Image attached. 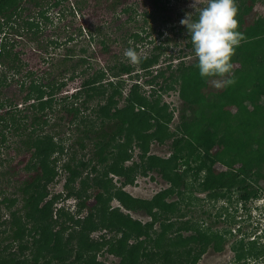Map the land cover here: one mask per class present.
<instances>
[{
    "label": "rangeland",
    "instance_id": "374dc122",
    "mask_svg": "<svg viewBox=\"0 0 264 264\" xmlns=\"http://www.w3.org/2000/svg\"><path fill=\"white\" fill-rule=\"evenodd\" d=\"M164 1H167V7L145 23L142 16H139L137 21L125 22L128 15L122 8L126 3H131L138 8V12L143 9L150 11L155 7L154 0H125L117 7L110 6L111 0H65L61 5L48 9V21L44 17L40 18V26L35 27V39H28V34L17 35L10 28L0 36V39L15 43L14 49L20 51L28 63L24 71L31 69L40 77H60V71L65 67L62 60L67 53V47L72 48L77 55L81 47L90 48L87 55L90 53L93 56V65L97 68L111 57L113 61L115 55L122 54L126 49L124 40L119 43L111 42L110 52L104 53L99 40L90 41V30L102 26L110 37L121 40L123 32L127 33L132 29L145 35L146 31L143 29L146 28L152 32L150 40L153 43L139 42L137 52L145 54L154 44H161L162 49L157 52L159 60L149 68L137 65L131 74L111 78L113 84L108 86L107 95L99 97L92 104L95 114L89 116L90 118H83L82 125H98L102 118L117 113V108L123 106L124 97L136 82L139 83L136 87L137 93L148 96L152 101L159 99L161 111H166V115L171 116V119L167 120L168 116L159 114L157 117L161 122L158 127L155 124L149 128H138L132 133L128 130L124 137L117 139L109 161L100 166L98 172L92 174L85 171L71 183V189L78 191L81 198L67 194L66 173L62 166L67 154L57 160V174H54L55 178L46 186L40 203L44 206L50 202L49 209L41 213L36 220L21 221L26 228L22 240L29 248L24 254L17 255V258L26 259L27 264H56L59 255L73 260L76 256L75 249L79 247H84V256L74 264H84V259H93L94 263L100 262L99 264H121L122 256L109 251L111 242L117 244L116 247L125 244L127 256L130 245H138L140 249L137 264H166V252H170L175 262L180 258L187 260L185 264H264V193L247 203L242 202L236 189H233L230 195L215 197L201 184L208 171L206 162L201 164L195 159L190 165L179 160L177 168H172L173 162L167 163V168L176 180L175 184H170L161 175L159 168H148L154 159H171L173 138L179 131L178 125L182 115L191 114L181 96L180 82L170 79L165 83L163 77H158L155 83L148 81L160 69L165 70V75L169 78L170 63L175 67L181 59L189 63L196 58L193 47L188 46L190 38L186 25L180 23L182 19L197 11L192 6V0ZM198 2L203 5L206 0ZM72 5L76 6V12L70 8ZM78 5H82L81 9ZM263 13L264 0H257L248 17L252 19ZM142 25L146 26L143 28ZM153 28H156L154 32ZM53 41H60V44H54ZM237 66L239 63H234L233 67ZM69 75H66L67 85L57 96H66L65 100L72 102L74 98L67 97L77 90L83 76L72 79ZM20 77L21 75L10 78L8 85L0 86V99H14L18 96L20 87L17 80ZM115 88H120L122 95L117 94ZM136 110H139L138 107ZM82 117L83 115L79 117L80 121ZM65 120L64 125L60 127L63 130L55 138L56 143L61 142L60 137H73L77 122L75 120L71 123L68 120L66 124ZM151 120L155 121L154 117ZM68 140H65L66 144ZM2 152L0 158L4 160L0 165L1 232L5 228L2 222L10 215V209L2 203V199L13 195L17 191V185L34 172L26 166L30 161L31 152L17 151L11 147L3 148ZM58 155L57 152L53 153L51 160ZM123 155L126 156L125 160L122 159ZM113 167L121 168L122 172L113 170ZM221 168L224 167L219 163L212 167L213 170ZM95 177L104 185L94 183ZM261 186L264 187L262 184ZM80 199H83L85 204L78 211ZM125 202L129 206L134 205L135 209L127 207ZM144 205H147V208ZM13 208L15 206L11 207ZM90 213V229H82L71 220H83ZM111 218L118 219L116 220L121 229L107 226ZM140 224L144 229H148V236H135L136 226ZM125 230H133L132 235L126 238ZM202 233L210 239L204 245L200 244V240L193 238L201 236ZM58 235L61 241L57 240ZM38 238L41 239L40 243L35 242ZM68 240L71 242L68 243ZM16 245L12 243L0 252V256L8 257L13 251H17ZM191 247L194 250L191 251ZM143 252L148 253L147 256H144ZM17 253L19 254V251Z\"/></svg>",
    "mask_w": 264,
    "mask_h": 264
},
{
    "label": "trees",
    "instance_id": "16d2710c",
    "mask_svg": "<svg viewBox=\"0 0 264 264\" xmlns=\"http://www.w3.org/2000/svg\"><path fill=\"white\" fill-rule=\"evenodd\" d=\"M64 1L0 0V36L10 28L17 35L28 34V39H35L37 36L35 27L40 26V18L44 17L48 21V9L52 6H59ZM123 1L125 0H111L110 6L117 7ZM166 2L154 0L153 10L143 9L141 12H138V8L131 3H126L122 8V11L128 15L125 22L137 21V18L142 16L144 22L147 23L149 19H154L158 11H163L167 7ZM256 2L257 0H236L238 30L243 34V39L235 50L232 64L239 63V66L233 67L232 72L222 78L234 79L233 84L216 87V79L221 78H202L197 68V58L189 63L181 59L175 67L173 63H170L168 65L171 71L169 78L165 75V70L160 69L148 80L155 83L158 77H163L165 83L170 79L180 82L181 96L191 112L188 116L185 113L182 115V120L178 125L179 131L173 138L174 149L171 159L169 161L154 159L148 168H159V171L172 184H175L176 180L167 168V163L173 162L172 168H177L179 160L187 165H190L193 159L201 164L206 162L208 171L201 182L202 187L215 197L230 195L233 189H236L243 203L259 198L264 193V187L261 186V184L264 186V13L252 19L248 17L254 10ZM81 6L78 5V8L81 9ZM70 8L76 12V6L72 5ZM197 11L190 15L193 20L197 18ZM145 26L142 25L143 28ZM94 30L89 31L90 41L99 40L104 53L110 52L111 42L119 43L124 40L126 49L132 48L136 51L137 61L131 62L124 55L125 49L122 54L115 55L113 61L111 57L104 65L97 68L93 65L94 60L91 59L93 56L90 53L87 55L90 48L81 47L77 55L72 48L67 47V53L62 60L65 67L60 71L61 78L58 76L40 77L31 69L24 71L28 63L22 57L21 52L14 49V42L0 39V86L8 85V79L21 75L17 80L20 87L18 96L14 99L8 97L0 99V154L3 153L2 150L5 147L14 148L17 151L27 150L31 152V158L26 166L34 170L30 177L23 179L17 185V191L13 195L2 199V203L10 209V215L2 222L5 228L2 232L0 231V252L12 243H16L19 254L13 251L14 253L8 257L0 256V264H27L26 259L17 258V255L24 254L29 248V245L22 240L26 228L21 221L36 220L41 213L49 209L50 202L44 206L40 203L46 186L53 181L54 174H57L55 164L59 158L67 154V159L62 166L66 173L65 187L68 189V196L81 198L78 191L71 189V183L77 177L85 171L92 174L98 172L99 167L109 161L116 140L124 137L126 131L129 130L132 133L138 128L139 130L149 128L155 124L158 127L161 121L157 115H166V111H161L159 99L152 101L148 96L137 93L136 87L139 83L136 82L133 89L124 97L123 106L117 108V113L102 118L98 125H82L83 118L95 114L92 104L99 97L107 95L108 86L113 84L111 78L131 74L137 65L143 68L151 67L159 60L157 52L162 49L161 44H154L148 53L139 54L137 52L139 42L153 43L150 40L152 32L146 28L143 29L146 31L145 35L132 29L127 33L123 32L121 40L110 37L102 26ZM154 30L156 28H153V32ZM188 36L190 38V34ZM53 43L58 45L60 41H53ZM188 46L193 47L191 41ZM67 74H70L69 77L72 79L83 76L80 87L67 97L74 98L72 102H67L66 96H57L67 85ZM163 86L164 83H162ZM115 90L117 94L122 95L120 88H115ZM137 107L139 110H136ZM81 115L83 117L80 121ZM166 116H168L167 120L171 119L170 115ZM153 117L155 121L151 120ZM64 119H66V124L68 120L71 123L76 120L74 134L73 137H65L66 139L60 137L61 142L56 143L55 138L63 130L60 127L64 125ZM67 139L69 140L66 144ZM55 152L59 155L51 160V155ZM125 157L123 155L122 159ZM3 160L0 158V165L3 164ZM217 163L224 168L213 170V165ZM113 170L122 172L121 168L113 167ZM93 182L104 185L97 177ZM80 200L78 211L85 204L83 199ZM125 205L130 209H135L134 205L129 206L126 202ZM12 206L15 208L11 209ZM144 207L147 208V205ZM91 217L92 213L83 220L81 218L71 220L80 225L82 229H90ZM116 219L111 218L107 226L112 229H121ZM127 222L131 221L127 220ZM144 228L141 224L136 226L135 236L137 238L149 235L148 229ZM132 232L125 230L126 238L132 235ZM59 237L58 235L57 240H60ZM193 238L200 240L202 245L210 240L203 233ZM35 242L40 243L41 239H35ZM69 242L71 241L68 240ZM116 245L111 242L109 251L122 256L121 264H137L140 249L138 245H130L127 250L128 256L125 254V244L122 243L118 247ZM83 248L75 249L76 256L73 260L59 255L56 264H74L76 260L83 258ZM190 250L194 248L191 247ZM147 254L143 252L144 256ZM164 256L166 264L187 262L182 258L177 262L173 261L170 252H166ZM83 262L84 264L100 263H94L93 259H84Z\"/></svg>",
    "mask_w": 264,
    "mask_h": 264
},
{
    "label": "clouds",
    "instance_id": "9594fccd",
    "mask_svg": "<svg viewBox=\"0 0 264 264\" xmlns=\"http://www.w3.org/2000/svg\"><path fill=\"white\" fill-rule=\"evenodd\" d=\"M197 18L188 16L180 21L186 25L190 41L197 58V68L202 78L216 79L215 86L233 84L234 79H222L233 69L232 57L243 39L239 29L236 0H206L201 5L192 0ZM124 55L132 62L137 61V53L128 48Z\"/></svg>",
    "mask_w": 264,
    "mask_h": 264
},
{
    "label": "flooded vegetation",
    "instance_id": "af4514ba",
    "mask_svg": "<svg viewBox=\"0 0 264 264\" xmlns=\"http://www.w3.org/2000/svg\"><path fill=\"white\" fill-rule=\"evenodd\" d=\"M79 87H80V86H79ZM160 173H161V172H160ZM161 175L164 176L162 173H161ZM65 178H66V177H65ZM164 178H165L170 184H172L171 181H169L165 176H164Z\"/></svg>",
    "mask_w": 264,
    "mask_h": 264
}]
</instances>
